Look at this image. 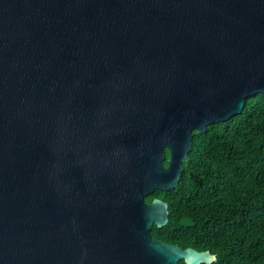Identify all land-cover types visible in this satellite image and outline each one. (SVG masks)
<instances>
[{
    "label": "water",
    "instance_id": "water-1",
    "mask_svg": "<svg viewBox=\"0 0 264 264\" xmlns=\"http://www.w3.org/2000/svg\"><path fill=\"white\" fill-rule=\"evenodd\" d=\"M257 93L264 0H0V264L213 263L145 197Z\"/></svg>",
    "mask_w": 264,
    "mask_h": 264
},
{
    "label": "trees",
    "instance_id": "trees-1",
    "mask_svg": "<svg viewBox=\"0 0 264 264\" xmlns=\"http://www.w3.org/2000/svg\"><path fill=\"white\" fill-rule=\"evenodd\" d=\"M188 155L176 188L145 197L168 206L166 225L154 224L152 237L209 250L211 264H264V93L249 96L232 118L195 132Z\"/></svg>",
    "mask_w": 264,
    "mask_h": 264
}]
</instances>
